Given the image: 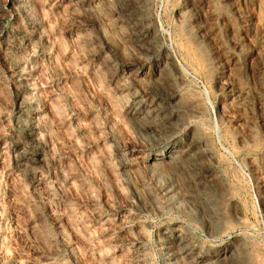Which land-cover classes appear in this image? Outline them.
Masks as SVG:
<instances>
[{"label":"rangeland","instance_id":"374dc122","mask_svg":"<svg viewBox=\"0 0 264 264\" xmlns=\"http://www.w3.org/2000/svg\"><path fill=\"white\" fill-rule=\"evenodd\" d=\"M0 264H264V0H0Z\"/></svg>","mask_w":264,"mask_h":264},{"label":"bare ground","instance_id":"6f19581e","mask_svg":"<svg viewBox=\"0 0 264 264\" xmlns=\"http://www.w3.org/2000/svg\"><path fill=\"white\" fill-rule=\"evenodd\" d=\"M178 257V256H177ZM175 259V258H174ZM173 260V259H172ZM176 260V259H175ZM177 261V260H176ZM179 261V260H178ZM176 263V262H175Z\"/></svg>","mask_w":264,"mask_h":264}]
</instances>
